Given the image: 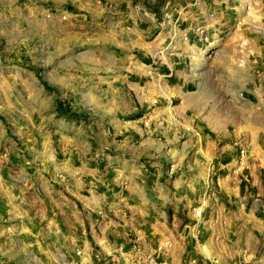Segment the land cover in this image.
Here are the masks:
<instances>
[{
    "label": "rangeland",
    "instance_id": "1",
    "mask_svg": "<svg viewBox=\"0 0 264 264\" xmlns=\"http://www.w3.org/2000/svg\"><path fill=\"white\" fill-rule=\"evenodd\" d=\"M148 254L264 264V0H0V264Z\"/></svg>",
    "mask_w": 264,
    "mask_h": 264
},
{
    "label": "built area",
    "instance_id": "2",
    "mask_svg": "<svg viewBox=\"0 0 264 264\" xmlns=\"http://www.w3.org/2000/svg\"><path fill=\"white\" fill-rule=\"evenodd\" d=\"M196 215L201 214V210H195ZM144 264H166L163 260H160L156 255L148 254L144 259Z\"/></svg>",
    "mask_w": 264,
    "mask_h": 264
}]
</instances>
